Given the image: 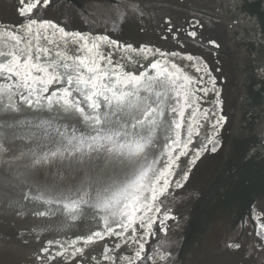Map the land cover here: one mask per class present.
<instances>
[{"label": "water", "instance_id": "1", "mask_svg": "<svg viewBox=\"0 0 264 264\" xmlns=\"http://www.w3.org/2000/svg\"><path fill=\"white\" fill-rule=\"evenodd\" d=\"M18 7V0H0V50H11L12 38L17 35L53 53L59 45L62 53L79 48L81 55H90L84 41L66 37L59 29L82 33L98 43L101 51L110 52L121 71L126 68L134 74L150 72L153 76L163 72L173 79L179 76V83H184L185 75L191 77L193 83L186 87L195 102L189 106L181 100L182 120L169 114L170 123L172 119L182 123L180 129L173 126L167 135L163 131L155 134L152 152L158 173L169 162L167 145L177 137L184 141L189 136L192 143L176 162L179 167H173L168 191L156 202L161 211L148 213L156 219L152 235H147L138 219L133 225L136 236L146 239L144 252L137 259L139 244L127 233L119 239L105 234L104 240L83 243L92 232L104 231L105 221L121 231L116 225L122 219L119 212L113 216L112 210L95 207L101 185L94 184L91 189L88 185L100 177L98 169L81 170L70 178L58 161L51 167L31 166L33 152L41 154L45 144L52 147L50 139L57 138V130L64 133L66 144L84 128L75 119H65L56 103L66 85L33 84L48 90L40 93L38 104L31 108L22 105L24 111L16 113L5 108L8 91L13 93V103L27 91L15 88L14 78L0 74V147L4 149L0 153V181L6 182V186L0 185V264H128L129 258L134 264H264V0H52L47 7L38 5L32 16L57 25L41 30V37L47 36L51 44L22 29L28 18L19 15ZM193 24L195 39L187 35ZM174 29L180 31H171ZM36 30L33 26L32 32ZM98 36H107L121 47L96 41ZM125 45H131V50ZM141 48L146 51L141 52ZM188 56L194 59L189 61ZM152 63L158 64L157 69L151 68ZM207 73L216 81L214 89ZM200 77L204 79L198 85L195 81ZM198 87H206L209 94L205 96ZM53 92L58 96L50 105L46 97ZM169 94L175 96L172 90ZM31 98L35 101L36 93ZM213 111L225 118L216 133L219 146L213 153L208 145L209 150L192 165L189 161L195 150L213 134ZM180 151L176 148L172 156ZM189 168L188 178L183 180ZM132 171L130 166L116 164L101 177L103 186L123 181ZM82 180L90 197H84L88 203L81 204L78 213L63 208L70 200L43 202L56 197L77 199ZM177 180L182 186H177ZM25 195L41 199L25 200ZM37 210L45 216H37ZM116 243L121 247L116 248ZM230 243L241 247H226ZM44 248L48 251L42 252ZM75 248L81 252L76 253Z\"/></svg>", "mask_w": 264, "mask_h": 264}, {"label": "snow or ice", "instance_id": "2", "mask_svg": "<svg viewBox=\"0 0 264 264\" xmlns=\"http://www.w3.org/2000/svg\"><path fill=\"white\" fill-rule=\"evenodd\" d=\"M51 2L52 0H18L17 9L20 16L28 18L27 23L21 26L22 29L29 35H35L49 44L53 41H48L47 36L41 37V30L47 27L56 28L57 25L49 21L33 19L32 16L38 5L47 7ZM247 22L251 24L252 18L248 17ZM33 26H37L35 33L32 32ZM195 27L196 25L193 24V30L187 32V35L193 39L197 36ZM13 31L15 33V30ZM59 31L66 37L71 35L75 36L77 41H84V48L90 55H81L79 48L66 49L62 53L59 45L53 53L50 48L43 47L38 42L34 44L27 37L17 38V35H14L12 49L0 50V74H3L6 79L14 78V87L24 88L27 95L21 92L20 101L13 103V93L9 90V103L5 105V108L11 112L21 113L24 111L22 105L31 108L34 103L38 104L40 93L47 92L48 89L47 87L35 88L32 87L33 84L55 82L66 85L62 88V95L58 97L56 103L60 106L65 119H75L78 123H82L84 128L80 130L79 137L73 134L70 139H67L66 144L64 133L57 130V138L50 139L52 147L45 144L40 148L41 154L33 152L31 166L33 168L42 165L51 167L58 161L61 167L67 169L70 178H74L75 173L81 170L87 172L93 168L98 169L100 177L88 185L89 189L94 184L101 185L97 188L95 207L106 211L112 210L113 216L119 212L122 219L116 221V225L121 231L117 232L105 221L104 231L92 232L83 243L90 244L96 240H104L105 234L119 239L127 233L128 237L138 242L139 247L135 255L137 259H140L144 252L146 239L144 236H136V229L133 225L138 219L140 226L148 230L147 235H152L151 228L156 223V219L148 216V213L161 211L156 206V202L168 191L170 186L168 177L173 174V167H179L176 162L179 161L180 156L187 154L184 149L192 143L191 136H189L184 141L177 137L167 145L170 150L169 162L158 173L155 167L157 161L152 152L156 142L155 134L163 131L167 135L173 126L176 129L182 127V123L177 119H172L170 123L169 114L182 120L184 107L181 100L189 106L195 102L191 99V90L186 87L191 85L193 80L185 75L184 83H179V76L173 79L171 76H164L163 72L153 76L150 72L134 74L126 68L121 71L122 66L112 59L110 52L101 51L98 43L89 41L82 33H66L63 28ZM171 31L179 32L180 30ZM96 41L121 47L117 41L109 40L107 36H98ZM210 43L219 47L215 41H210ZM123 47L131 50V45ZM140 51L145 52L146 49L141 48ZM161 55L165 54L161 53ZM172 55L179 54L172 53ZM187 59L192 61L194 58L188 56ZM157 67V63L151 64L152 69H157ZM207 75L214 89L216 81L211 77V73ZM203 79L204 77H200L195 83L199 85ZM170 90L175 92V96L169 94ZM197 90L203 92L205 96L209 94V89L206 87H198ZM33 93L37 96L35 101L31 98ZM216 95L217 102H219V93L217 92ZM56 96H58L57 92H53L46 97L50 105L52 98ZM204 115L208 118L207 111ZM211 115L215 119V123L211 125L213 134L206 137V144H202L195 150V156L189 161L192 165L204 152L209 150L208 145H211L210 151L213 153L219 146L220 141L216 138V133L219 131L218 126L223 124L225 118L217 117L214 111ZM6 127L15 128L16 125H6ZM199 134V132L196 133V135ZM15 135L16 133L13 132V136ZM176 148H181V151L173 157L172 152H175ZM3 151V147H0V153ZM150 156L153 157L151 161H149ZM116 164L124 167L130 166L133 171L130 175H126L123 181L103 186L101 177L106 176L109 168H114ZM190 170L189 168L183 173V180H187ZM176 184L178 187L182 186L180 180H177ZM0 185L6 186V182L0 181ZM76 194L77 199L56 197L43 202L52 204L59 203L62 198L70 200V203H63V208L69 213L76 214L81 204L88 203L84 197H90V191L83 188V180L77 187ZM24 199L40 200L41 198L25 195ZM35 214L40 217L45 216L44 211L37 210ZM168 218L165 215V219ZM164 222V219L159 221L162 226ZM257 235L260 236L261 233L258 232ZM125 245H127V238H125ZM115 247L120 248L121 245L116 243ZM226 247L239 249L241 246L238 243H230ZM47 251V248L42 249V252ZM75 252L80 253L81 249L75 248ZM160 259L163 260L165 257L161 256ZM128 264H134V261L129 258Z\"/></svg>", "mask_w": 264, "mask_h": 264}]
</instances>
